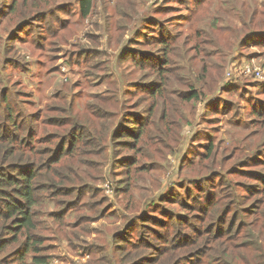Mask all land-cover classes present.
<instances>
[{"label": "rangeland", "instance_id": "obj_1", "mask_svg": "<svg viewBox=\"0 0 264 264\" xmlns=\"http://www.w3.org/2000/svg\"><path fill=\"white\" fill-rule=\"evenodd\" d=\"M236 1L223 0L226 8L233 7L219 13V2L214 0H93L92 13L82 18L78 0H45L47 7L44 0H0V108L6 109L1 92L9 90L7 102L14 112L19 114L22 107L35 117V133L30 138L32 142L27 143L30 146L15 140L9 145L18 153L32 149L45 162L50 153L49 142L61 135L78 133L71 168L65 165L60 171L62 176L52 170L54 180L66 182L69 187L53 186V190L44 191L41 204L37 205V231L49 262L96 264L95 260L102 257L98 250L111 249L109 240L113 233L133 216L131 210L141 206L145 197L139 190L158 181L151 174L139 177V171L153 170L156 176L164 177L165 172L158 173L159 165L167 164L161 155L156 159L159 165L146 164L145 168L136 169L146 159L135 157L138 146L126 145L124 141L131 139L122 135L126 132V110L142 106L136 95L129 94V81L138 77L148 80L157 73L159 66L153 62L157 63L162 55L163 41L171 50L160 80L168 85L163 98L155 100L153 121L166 117L163 125L175 138L188 121H193L199 102L204 100L196 103L186 97L191 90L217 100L199 104L207 115H203L199 135L192 139L194 144L184 149L181 158L174 152V139L159 138L163 143L160 149L168 150L166 156L173 152L168 155L172 161L166 173L168 183L179 186L182 181L174 190L183 192L186 200V190L182 189L185 178L200 176L211 167L235 172V180L243 181L249 175L246 172L264 164L248 163L255 152L264 149V34L255 33L258 35L249 39L246 35L249 26L264 23V0H246L242 4ZM234 7L238 11L231 13ZM243 7L250 8L249 12L239 11ZM228 14H234L232 21L239 22L238 42L248 39L239 49L220 45L224 40L217 36L231 28ZM146 15L148 19L139 24V18ZM243 18L252 21L245 24L247 19ZM184 33L189 36L181 38ZM241 57L245 63H241ZM206 60V64L201 63ZM256 68L261 70V77ZM231 78L239 81L241 88L222 87L217 91L220 81ZM253 101L257 109L252 107ZM254 109L261 114L257 116ZM9 113L10 110L5 111L8 116ZM16 121L21 124L23 120ZM11 122L0 118V127L7 123L4 127L9 129L8 139L14 137ZM91 128L95 132L93 138L89 136ZM30 132L26 129L16 134L27 140ZM194 132L195 129L188 131L189 136ZM208 143L212 149L206 152L203 144ZM127 156L133 159L128 161V169H121ZM135 159L138 163L133 164ZM39 169L42 173L46 170L43 164ZM119 173L129 188L132 185V193L139 194L130 199V209L126 207V195L116 191ZM124 183L122 188L127 186ZM170 203L178 212H184L185 204L180 199ZM94 243L103 247L95 249ZM118 262L126 260L121 258Z\"/></svg>", "mask_w": 264, "mask_h": 264}, {"label": "trees", "instance_id": "obj_2", "mask_svg": "<svg viewBox=\"0 0 264 264\" xmlns=\"http://www.w3.org/2000/svg\"><path fill=\"white\" fill-rule=\"evenodd\" d=\"M214 1L219 2L216 5L218 12L221 9L224 11L233 7L231 5L226 8L223 0ZM237 1L242 4L246 0ZM235 3L232 2V4ZM258 3L256 4L258 5ZM47 5L48 3L44 0V6L47 7ZM77 7L81 17L86 18L92 13L93 0H78ZM237 7L231 9L230 12L238 11ZM249 9L244 10L243 7L239 11L248 13ZM254 13L256 10L253 11V15ZM220 16L222 17V15ZM234 18V14H228L227 19L230 21L231 28L226 33L217 34L224 40L220 45H229L231 48L239 49L251 35H258L255 33L261 32L264 34V30L258 29L264 27V23L257 22L254 26H249L250 31L246 34L248 39L239 43L238 28L240 27L238 26L239 22L232 21ZM146 19H148L147 15L139 18V24ZM243 19H247V23L242 20L245 24L252 21L251 18ZM134 26H136L135 23ZM183 36L186 38L189 35L184 33L181 38ZM212 41L214 42V40ZM161 45L162 55L158 57L157 63L153 62L159 66L157 73L148 80L138 77L129 81L130 88L127 89L130 93H128L136 95L142 106H134L126 110L128 114L123 117V126L126 127V132H122V135L131 139L124 141L126 145L131 148L138 146L134 156L146 159L142 165L136 166V169H143L146 164L150 167L159 165L156 159L162 156L167 164L159 165L158 173L163 171L165 175L164 177L160 174L156 176L153 170L150 173L139 171V177L151 174L152 177H157L158 181L156 184L148 183L146 187L139 190L145 197L141 206L131 210L133 216L113 233L109 240L111 249L98 250L102 257L97 258L95 263L120 264L118 259L124 258L126 262L122 264H264V164L258 170L246 172L245 174L249 175L243 181L235 180V172L213 170L211 167L201 172L200 176L185 178L182 189L186 190V200H184L183 192H179L178 189L174 190L177 186L175 182L168 183L166 173H169V168L172 167H170L172 161L168 155L173 152L166 156L168 150L160 149V145L163 143L159 138L165 136L174 139V152L181 158L185 153L184 149L194 144L192 139L199 135L204 116L207 115V112L204 115L205 109L200 110L199 104H202L204 100L207 103L211 100L212 95L205 96L201 92L198 95L196 90H191L186 95L196 103L202 98L204 100L199 102L193 121H188L186 127H182L175 138L169 136L170 131L163 125L166 117L159 116L153 121L151 115L156 107L155 100L163 98L164 88L168 85V82L164 83L160 77H162V71L165 70L162 67L168 63L167 56L171 48L165 45L164 41ZM242 57L240 58L241 63H245V58ZM206 62L207 60L201 61L204 64ZM203 69L205 70L206 66ZM231 80L232 78L220 81L217 91L222 87H240L239 81ZM1 82L2 80H0ZM8 91L1 92L6 109L0 108V118L6 119L8 123L12 121L10 129L13 130L12 136L14 137L6 138L9 129L4 125L7 123L0 127V264H54L48 261L47 254L42 251L44 246L37 231L39 214L37 205L41 204L40 199L45 195L44 191L53 190V186L58 189H62L64 185L69 187L66 182L55 181L53 178L55 174L52 170L59 172V175L62 176L60 171L64 169L65 165L71 168L70 162L79 141L78 133L61 135L55 142H49L50 153L45 162V158L40 159L39 154L33 153L32 149L18 153L19 150L11 147L9 143L15 140L19 144L26 143L25 146L29 147L30 145L27 143L32 142L30 138L35 133V129L32 128V120L35 117H33L34 114L27 113L22 107L19 108V114L15 113L7 102ZM224 100L229 101L228 99ZM215 101L217 100L212 98L210 102ZM18 105L20 106L19 103ZM252 107L257 109L255 101H253ZM208 109L213 110L211 106ZM6 110H10V116L5 114ZM255 114L259 116L261 113L256 110ZM18 118L23 120L21 124L20 121H16L19 120ZM151 124L153 125L151 126ZM196 125L198 126L196 127ZM78 126L79 124H77ZM26 129H31L27 140L16 134V131ZM82 129L86 131V127L82 126ZM193 129L195 132L189 136L188 131ZM89 132V136L93 138L95 133L93 128ZM118 132V130L115 131L112 137ZM202 133L205 136L204 130ZM203 145L206 152L211 151V143ZM259 151H261L260 154H258ZM259 151L251 156V160H248L249 164L255 166L257 164L254 163L257 161L264 163V149ZM153 157L154 161H152ZM248 157L250 155L247 156L246 161ZM130 159L133 157H129L121 169H128ZM132 163H138V159ZM41 164L46 169L43 173L39 169ZM249 167L252 169L253 166ZM177 178H179L178 171L176 182H178ZM70 179L68 178V180ZM125 181V178L120 175L115 187L118 194L121 191L126 195V207L130 209V199L138 198L139 194L132 193V185L129 188V184L127 185ZM122 183L127 186L122 188L120 186ZM178 183L180 186L182 181ZM216 183H222V185L213 188L212 185ZM154 186H157L155 190L152 189ZM164 188L166 189L163 190ZM214 193L217 196L212 198L211 195ZM173 199H180L185 204L182 207L184 212H178L175 207L169 206ZM154 206L156 208L151 210ZM122 209L125 208L122 207ZM92 246L95 249L103 247L97 243Z\"/></svg>", "mask_w": 264, "mask_h": 264}, {"label": "built area", "instance_id": "obj_3", "mask_svg": "<svg viewBox=\"0 0 264 264\" xmlns=\"http://www.w3.org/2000/svg\"><path fill=\"white\" fill-rule=\"evenodd\" d=\"M248 69H249V68H248ZM256 73H257L258 76H260V77L262 76V72H261V70L258 69V68H256Z\"/></svg>", "mask_w": 264, "mask_h": 264}]
</instances>
